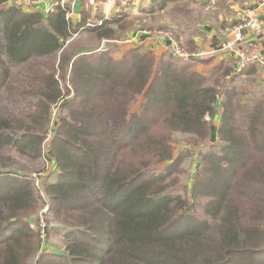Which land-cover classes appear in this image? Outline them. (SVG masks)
Listing matches in <instances>:
<instances>
[{
	"label": "trees",
	"instance_id": "1",
	"mask_svg": "<svg viewBox=\"0 0 264 264\" xmlns=\"http://www.w3.org/2000/svg\"><path fill=\"white\" fill-rule=\"evenodd\" d=\"M52 2L44 12L0 0V155L32 153L58 171L38 187L0 165V264H264V86L226 87L217 141L197 152L174 204L168 193L210 139L218 85L232 69L206 75L142 45L116 56L101 42L133 26L127 12L93 16L81 0L74 23L70 3ZM171 4L190 3L142 11ZM176 134L187 136L178 154ZM46 197L43 231L32 223ZM56 223L63 252L46 249Z\"/></svg>",
	"mask_w": 264,
	"mask_h": 264
},
{
	"label": "rangeland",
	"instance_id": "2",
	"mask_svg": "<svg viewBox=\"0 0 264 264\" xmlns=\"http://www.w3.org/2000/svg\"><path fill=\"white\" fill-rule=\"evenodd\" d=\"M12 1L16 2L18 0ZM70 1L72 0H65L64 3H70ZM120 1L127 4L132 0ZM138 1L139 3L136 6L137 10L136 7L135 9H133V5V7H130L131 11L129 10L130 17L128 20L133 22V26L127 32H124L118 40H112L111 42L103 40L101 42L102 49H108L109 51H112L114 53L116 52L115 50L124 49L129 46H140L142 44L141 41H143L145 44V42L148 43L150 39L154 38V36H156L154 35V33L157 34L159 30H166L170 34V36H172L178 43L183 46L184 49L188 50L190 48L189 40L194 38L199 33L198 26H200V24L204 22L208 24L217 23L218 13L223 11V6H225L226 8V4L232 0H229L228 2H226L227 0H189L190 4L188 6L182 4L181 6L183 7H176L175 5L171 4L162 10L157 9L155 12H143V5L141 4L148 3V0ZM239 1H241L242 3L241 8L251 6V0ZM18 5L25 7V5L23 3H20L19 1ZM39 5V2H36L32 3L31 6L28 7ZM148 5L149 3L145 4L144 7ZM45 10H47V8ZM78 40L80 42L87 43L89 42L90 37L86 32H84V34L80 36ZM143 47L148 46L144 45ZM58 111L59 109L56 108L53 113V126L57 124L60 118ZM51 136L52 133L46 140V145L49 144L52 140ZM186 137V135L181 134L175 135L173 144L176 154L187 147ZM212 145L213 143H206L203 148L198 147L191 150V155L187 157L184 163L185 168L188 170V173L182 176L181 185L168 193V196L172 198V203L175 204L177 202L176 197L179 195L184 198L185 195L183 187L191 186L192 184L191 174L193 173L195 164L197 163V161H199V155L197 154V152L199 150H208ZM0 165H3L6 171L20 173L23 175L25 174L27 177L33 180L35 184L37 181V183L41 186L44 183L54 181L55 176L57 175L56 172H58L57 169L54 168L50 160H47V158L45 157L36 159L33 157L32 153L17 154L16 152L6 151L5 154L0 155ZM48 214H51L50 210L48 211L47 215ZM40 217L41 211H39L38 214L34 215V218H39V221L37 223H32L33 227L37 228L40 225ZM45 225L47 226L46 222ZM54 229V232H56L49 236L47 243L48 247L46 249L49 252H63L65 243L67 241L65 235L66 229H63L58 223L54 224ZM32 264H36V262L33 261Z\"/></svg>",
	"mask_w": 264,
	"mask_h": 264
},
{
	"label": "crops",
	"instance_id": "3",
	"mask_svg": "<svg viewBox=\"0 0 264 264\" xmlns=\"http://www.w3.org/2000/svg\"><path fill=\"white\" fill-rule=\"evenodd\" d=\"M43 2H52L53 0H42ZM81 0H78L72 8V11L70 13V18L73 20L74 23L78 22L81 18V11H80V3ZM158 0H148L149 5L156 3ZM227 0L226 2H228ZM256 0H251V5L255 4ZM138 0H132L129 4H125L121 2L120 0H93L92 2H89L88 0V6L91 7V14L95 16L97 13L101 14L103 18H112L115 16V14L119 12H127L130 13L129 10L130 7L133 5L135 7L138 5ZM148 3H142L141 5L148 4ZM241 1L232 0L229 3H227V7L223 6V11L219 12L217 15V23H211L208 24L206 22L201 23L200 26H198L199 33L192 38L195 42V48L198 50H208L212 48H217L220 46L222 41H224L228 35H229V28L237 23H241L242 19L244 17V8H241ZM79 5V6H78ZM132 6V7H133ZM43 5L40 6H34V7H23L25 9H33L37 11H43ZM147 7V6H146ZM137 10V7H136ZM131 11V10H130ZM258 14L262 19L263 27L261 32L257 35L254 33H249L250 39H256V42L264 56V7L258 9ZM102 21L100 22V24ZM141 45H145L149 48L155 51V53L160 56L163 53L168 52V42H166L165 39L154 36V38L150 39L149 42L141 41ZM129 46L124 49L115 50L113 54L116 56H120L121 52L124 50L134 47ZM232 60L230 57H226L222 54H216L207 58H203L202 60L197 59L195 61V69L209 75L214 69L218 68L219 66L226 67L227 65L232 69L230 80L228 82V87L239 84L241 88L244 91H248L250 93L255 92L256 94L259 93V91L264 86V65L261 64H251L245 69L239 71V72H233V68L231 66ZM236 77V81L232 82V77ZM238 82V83H237ZM223 93L221 95L223 96ZM222 99V98H221ZM221 99L218 101L217 108L218 112L215 118L212 121V130H211V136L210 139L207 141V143H213L215 144L217 141V130L220 123V113H221ZM211 145V144H210ZM57 229V228H56Z\"/></svg>",
	"mask_w": 264,
	"mask_h": 264
},
{
	"label": "built area",
	"instance_id": "4",
	"mask_svg": "<svg viewBox=\"0 0 264 264\" xmlns=\"http://www.w3.org/2000/svg\"><path fill=\"white\" fill-rule=\"evenodd\" d=\"M20 3H23L25 7L31 6V2L28 0H18ZM18 1H16L18 3ZM78 0L70 1L71 7L74 8L76 2ZM93 0H89L92 2ZM65 0H56V3H61L62 5ZM36 3V2H35ZM43 3V4H42ZM40 5H43V9L47 8L48 11L52 6L53 2H43L42 0L39 1ZM39 5V6H40ZM264 7V0H256L255 4L244 8V17L241 23H237L232 25L229 28V35L228 37L222 41L219 47L212 48L208 50H186L183 46L178 43L166 30H159L157 34L154 35L161 37L168 42V53L172 56L183 59L185 61H196L197 59L202 60L203 58H207L216 54H222L226 57H230L232 60L231 66L233 68V72H239L251 64H261L264 65V56L256 42V39H250L249 33L259 34L263 27V22L261 17L258 14V9ZM249 32V33H248ZM230 80V76H227L226 79L218 85L219 93H218V100L222 98L221 93L225 91L226 87L228 86V82ZM34 178V177H33ZM36 185L40 187L36 181ZM43 197L45 195L41 192ZM46 200L47 197H46ZM50 210V203L48 202L44 205L43 209L41 210V219H40V226L44 231L45 225V216Z\"/></svg>",
	"mask_w": 264,
	"mask_h": 264
}]
</instances>
